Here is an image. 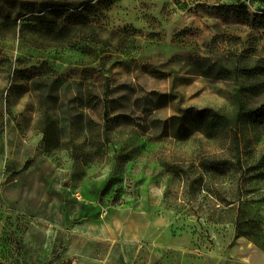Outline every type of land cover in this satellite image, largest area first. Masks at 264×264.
<instances>
[{"label": "rangeland", "instance_id": "obj_1", "mask_svg": "<svg viewBox=\"0 0 264 264\" xmlns=\"http://www.w3.org/2000/svg\"><path fill=\"white\" fill-rule=\"evenodd\" d=\"M42 16L96 35L50 45L30 27ZM238 88L264 102V0H0V215L19 170L146 212L133 264H264L235 233L241 201L264 227V125L242 117L237 148L202 113L233 117ZM10 223L0 264H19Z\"/></svg>", "mask_w": 264, "mask_h": 264}, {"label": "crops", "instance_id": "obj_2", "mask_svg": "<svg viewBox=\"0 0 264 264\" xmlns=\"http://www.w3.org/2000/svg\"><path fill=\"white\" fill-rule=\"evenodd\" d=\"M13 176L6 185L0 238L9 218V231L19 241L17 263L133 264L152 224L146 212L79 196V187L67 179L48 177L30 184L20 180L19 170ZM32 188L36 192L30 193Z\"/></svg>", "mask_w": 264, "mask_h": 264}, {"label": "trees", "instance_id": "obj_3", "mask_svg": "<svg viewBox=\"0 0 264 264\" xmlns=\"http://www.w3.org/2000/svg\"><path fill=\"white\" fill-rule=\"evenodd\" d=\"M220 9L229 11L233 5H219ZM39 23L31 24L33 34H38L42 39L47 41L50 45H67L73 46L77 43V38H93L95 37V27L92 24L89 25H76L68 24L61 21H57L55 18H49L48 16H42ZM15 23V22H14ZM251 69H247V72ZM252 71V70H251ZM221 72L224 74L232 73V71L226 67H221ZM252 74L249 72L248 75ZM241 88H238L235 92L232 103L236 107V112L233 117L228 116L226 113L220 110H207L202 113L205 115V132L208 136L212 137L216 133H219L225 128H229L232 135L235 146L239 147V136L236 130L237 122L245 116L251 117L254 121L264 125V102L257 107L247 106L246 103L239 96ZM44 120H50V116L44 110ZM240 160V156H238ZM261 217L257 214H253L250 211L247 203L240 202L236 217L235 233L237 236H244L251 240L258 247L264 250V227Z\"/></svg>", "mask_w": 264, "mask_h": 264}, {"label": "built area", "instance_id": "obj_4", "mask_svg": "<svg viewBox=\"0 0 264 264\" xmlns=\"http://www.w3.org/2000/svg\"><path fill=\"white\" fill-rule=\"evenodd\" d=\"M104 212H106V210H104Z\"/></svg>", "mask_w": 264, "mask_h": 264}]
</instances>
